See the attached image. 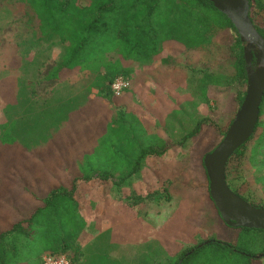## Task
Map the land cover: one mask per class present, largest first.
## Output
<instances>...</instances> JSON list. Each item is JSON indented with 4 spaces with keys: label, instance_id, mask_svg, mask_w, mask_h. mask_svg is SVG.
<instances>
[{
    "label": "rangeland",
    "instance_id": "obj_1",
    "mask_svg": "<svg viewBox=\"0 0 264 264\" xmlns=\"http://www.w3.org/2000/svg\"><path fill=\"white\" fill-rule=\"evenodd\" d=\"M28 11L25 0H0V134L8 127L19 139L32 140V143L43 140L44 133L53 127L59 113L66 109L67 104L62 105V101L72 95L76 102L79 98L85 100L86 97L101 95L103 73L118 58L117 65L121 64L127 70L126 75L120 74L123 76L128 77L134 67L152 63L155 69L165 70V81L173 80L177 73L180 77H186L185 94L188 96L191 92L195 99V107L191 105L189 110L203 116L209 108L214 107L217 127L208 128L212 138L203 143L208 149L216 146L217 136L219 139L220 134L227 130L229 117L236 107L234 94L244 86L240 83L212 86L205 101L200 94L198 80L205 71L216 65L225 66L227 74L234 73L230 64L235 55L234 46L230 47L229 42L233 37L232 32L225 31L219 41L210 44L206 51H186L178 44L165 43L167 46L157 56L140 61L121 58V48L125 45L118 38L117 43L109 42L104 46L107 50L101 56L94 55L60 80H50L46 75L58 63L63 51L60 45H55V36L41 41L37 39L40 36L37 24ZM249 16L254 25L264 27L260 24L261 15L257 6L250 7ZM244 45L245 42L241 41V46ZM9 90L13 96H9ZM57 103L58 114L52 109ZM123 118L128 119L127 115ZM122 126L129 127L126 124ZM186 148L181 159L184 166L172 165L168 159L163 162L157 160L149 166L154 174L147 180L142 178L137 182L138 195L143 196L170 180L179 179L178 174L189 163L188 145ZM227 174L231 187L246 201L264 207V102L256 131L247 141L243 156L229 162ZM190 185H197V188L187 190L184 185L171 190L172 196L168 201L143 198L136 202L133 200L135 195H131L132 191L125 185L106 195L94 191V196L88 197L89 207L77 202L84 225L72 247L77 256L75 264H176L177 257L184 249L209 237L232 239L234 229L222 222L212 205L213 201L207 198L208 192L202 191L204 198L197 201L194 197L199 193L201 184L194 181V185ZM104 196L110 200H99ZM109 201L110 209L104 207V202ZM197 209L202 212L200 218L197 217ZM247 234L243 231L237 239L236 250L242 255L236 256H241L243 262H248L252 258L248 255L258 249L254 246L255 240H250ZM41 254L17 264H33ZM194 264L204 263L198 260ZM256 264H264V257L260 256Z\"/></svg>",
    "mask_w": 264,
    "mask_h": 264
},
{
    "label": "trees",
    "instance_id": "obj_2",
    "mask_svg": "<svg viewBox=\"0 0 264 264\" xmlns=\"http://www.w3.org/2000/svg\"><path fill=\"white\" fill-rule=\"evenodd\" d=\"M260 1L248 0L249 7L257 6ZM25 2L29 8L28 14L37 24L40 34L37 39L41 41L55 36L57 37L55 45H60L63 51L58 63L48 71L46 75L48 79L64 78L72 69L94 55L101 56L107 50L104 46L109 42L117 43L118 38L125 45L121 48L123 55L121 58L140 61L156 55L165 46L173 43L186 51H206L210 44L219 41L224 32L228 31L233 34L229 42L230 47L234 46L235 49L234 58L230 62L234 73L227 74L225 66L216 65L205 71L198 80L199 90L202 99L206 101L212 86H232V83L244 86L234 94L236 107L229 117V123L243 100L246 70L241 39L229 18L217 10L209 0H25ZM250 19L252 20L251 17ZM255 27L264 38V27L258 25ZM165 43L167 45H164ZM118 63L119 58L110 63L103 73V82L100 84L101 96L110 105L118 98L112 94L111 81L117 75L127 74V70L121 64L117 65ZM263 102L264 95L259 116ZM213 109L214 107L209 108L186 135L187 138L194 136L199 138L196 149L191 151L190 162L183 170V175L143 196L136 195L133 200L139 202L143 198H149L152 201H168L172 196L171 190L184 185L187 190L196 189L194 181H198L201 187L194 199L197 201L203 199L202 191L205 190L208 192V200L212 202L203 158L217 146L225 133L222 132L219 139L217 136V144L213 148L208 149L203 145L206 140L212 138L208 128L217 127ZM124 122L119 119L118 114L114 115L109 124L111 134L101 141L103 149L85 153L76 160L77 175L73 176L70 185H58L45 195H34L37 205L33 208L29 206L27 203L29 200L25 196L30 191L13 182L10 172L0 174V264H17L22 260H29L32 256L37 257L40 253L42 254L38 261L33 264L39 263L44 254H65L72 264L76 263V251L72 247L84 225V218L79 214L75 195L77 182L88 180L93 175L106 177L126 169L128 174L135 173L140 170V161L144 155L157 156L164 152L165 143L159 144L154 141L148 146L130 150V141L136 142L137 137L134 134L129 139L127 127L122 126L125 125ZM258 125L259 117L254 132ZM214 131L217 132L215 129ZM247 141L234 151L226 163L227 185L238 195L240 194L228 181L227 166L233 158L243 156ZM15 142L11 130L6 127L0 134V145H13ZM130 155L135 161L132 166L127 167L123 160L128 159ZM190 183H193L194 187ZM212 205L219 215L215 205L213 203ZM196 211L197 217L200 218L202 212L200 213L198 209ZM222 222L225 223L223 220ZM229 227L234 229L232 239L209 237L184 249L177 257L176 264H194L198 260H202L204 264H256L260 259L258 255L264 257L263 229ZM243 231L248 233L250 240H255L254 246L258 248L248 255L253 259H249L248 262H243L241 256H236L242 255L236 249L239 242L237 239Z\"/></svg>",
    "mask_w": 264,
    "mask_h": 264
},
{
    "label": "crops",
    "instance_id": "obj_3",
    "mask_svg": "<svg viewBox=\"0 0 264 264\" xmlns=\"http://www.w3.org/2000/svg\"><path fill=\"white\" fill-rule=\"evenodd\" d=\"M257 8L261 15L260 24L264 26V0L260 1ZM151 64H141L133 68L128 74L130 87L115 99L113 105L107 104L100 94L92 98L85 96V100L79 98L78 102L74 100L75 96H69L66 101H62L63 104L60 103L67 104L66 109L59 113L53 127L44 133L43 140L32 143L30 142L32 140L19 139L12 133L16 139L15 144L0 145V174L10 172L13 182L30 191L25 196L31 208L37 205L34 195H45L58 185H70L73 176L77 175L75 167L77 159L85 153L103 149L101 141L109 136V124L117 114L119 119L129 126L126 129L129 139L134 134L137 137L136 142L130 141V150L148 146L154 141L159 144L165 143L164 152L157 156L144 155L140 161L141 168L135 173L128 174L126 169L106 177L93 175L88 180L78 181L75 195L79 204L89 207L91 204L88 197L94 191L104 192L106 195L111 190L125 185L132 191L131 195H138L137 182L142 178L147 180L154 174V170H150L149 166L155 161L163 162L168 159L172 165L184 166L181 159L186 153L187 145L190 162L191 151L196 149L199 136L187 138L186 135L202 116H197L196 112L189 110L191 105L195 107V99L191 92L188 96L185 94L186 77H180L177 73L176 78L165 81L163 79L165 70L155 69ZM9 96H13L10 90ZM58 105L59 103L52 108L57 114ZM124 115H127L128 119L123 118ZM2 121L5 123L4 117ZM134 161L130 155L123 163L130 167ZM183 170L184 167L178 177L183 175ZM104 198L110 200L106 196L100 197L99 200L103 201ZM104 205L110 209L111 202H104Z\"/></svg>",
    "mask_w": 264,
    "mask_h": 264
},
{
    "label": "water",
    "instance_id": "obj_4",
    "mask_svg": "<svg viewBox=\"0 0 264 264\" xmlns=\"http://www.w3.org/2000/svg\"><path fill=\"white\" fill-rule=\"evenodd\" d=\"M236 28L243 46L246 90L243 100L221 141L203 158L209 195L229 226L264 230V207L252 204L227 185L225 171L229 157L253 134L264 95V38L249 16L248 0H209ZM257 257H260L258 255Z\"/></svg>",
    "mask_w": 264,
    "mask_h": 264
},
{
    "label": "built area",
    "instance_id": "obj_5",
    "mask_svg": "<svg viewBox=\"0 0 264 264\" xmlns=\"http://www.w3.org/2000/svg\"><path fill=\"white\" fill-rule=\"evenodd\" d=\"M129 87L130 78L123 75H117L110 83L112 94L115 97L121 96ZM38 264H72V262L65 254H44Z\"/></svg>",
    "mask_w": 264,
    "mask_h": 264
}]
</instances>
